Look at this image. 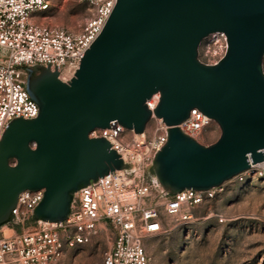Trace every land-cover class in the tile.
Listing matches in <instances>:
<instances>
[{
	"label": "water",
	"instance_id": "95a60500",
	"mask_svg": "<svg viewBox=\"0 0 264 264\" xmlns=\"http://www.w3.org/2000/svg\"><path fill=\"white\" fill-rule=\"evenodd\" d=\"M213 33L224 34L226 50L207 64L199 47ZM263 57L264 0H116L70 81L26 68L39 112L11 120L0 138V226L23 190H44L34 220L61 221L75 192L124 168L105 138L88 136L111 121L136 134L152 114L168 126L151 171L170 193L219 186L263 161ZM193 108L219 126L215 142L178 127Z\"/></svg>",
	"mask_w": 264,
	"mask_h": 264
},
{
	"label": "built area",
	"instance_id": "2783aa9c",
	"mask_svg": "<svg viewBox=\"0 0 264 264\" xmlns=\"http://www.w3.org/2000/svg\"><path fill=\"white\" fill-rule=\"evenodd\" d=\"M84 1L92 15L81 32L71 33L62 27L33 21L39 17L38 12L49 9L50 0H0V138L11 120L38 115V104L25 87L26 68L49 67L57 71L59 80L70 81L116 4V0ZM220 36L225 52L226 38L223 33ZM218 60L204 63L214 64ZM157 102L158 94H154L146 105L153 110ZM211 122L193 108L178 127L197 140ZM150 124L151 131H147ZM167 130L168 126L153 114L140 134L116 121L92 130L88 136L105 138L123 160L124 168L111 171L75 192L70 211L61 221L34 220L33 210L44 190L21 191L10 220L3 225L12 232L0 234V264H61L65 250L90 242L99 224H103L102 229H109L114 238L98 264H149L144 246L147 237L162 233L169 217L183 222L191 220L194 208L224 190L221 184L205 190L189 188L170 193L153 176L149 177L147 170L166 143ZM247 174L263 176L264 160L251 164L236 177L242 180Z\"/></svg>",
	"mask_w": 264,
	"mask_h": 264
},
{
	"label": "rangeland",
	"instance_id": "374dc122",
	"mask_svg": "<svg viewBox=\"0 0 264 264\" xmlns=\"http://www.w3.org/2000/svg\"><path fill=\"white\" fill-rule=\"evenodd\" d=\"M37 14L33 21L79 33L92 11L84 0H50L49 9ZM223 46L220 33H213L202 41L199 58L208 63L218 60ZM220 133L212 121L197 141L211 144ZM147 173L152 177L151 169ZM222 185L221 194L194 208L191 220L169 217L162 233L144 240L149 264H264V175L247 174L242 180L235 175ZM3 225L0 234L9 235L12 231ZM98 227L90 242L67 248L61 264L100 263L114 237L101 228L103 224Z\"/></svg>",
	"mask_w": 264,
	"mask_h": 264
},
{
	"label": "bare ground",
	"instance_id": "6f19581e",
	"mask_svg": "<svg viewBox=\"0 0 264 264\" xmlns=\"http://www.w3.org/2000/svg\"><path fill=\"white\" fill-rule=\"evenodd\" d=\"M215 35V34H214Z\"/></svg>",
	"mask_w": 264,
	"mask_h": 264
},
{
	"label": "trees",
	"instance_id": "16d2710c",
	"mask_svg": "<svg viewBox=\"0 0 264 264\" xmlns=\"http://www.w3.org/2000/svg\"><path fill=\"white\" fill-rule=\"evenodd\" d=\"M152 172V171H151Z\"/></svg>",
	"mask_w": 264,
	"mask_h": 264
}]
</instances>
